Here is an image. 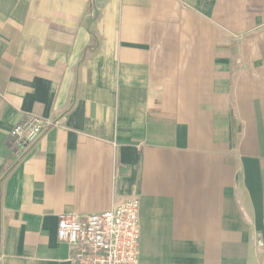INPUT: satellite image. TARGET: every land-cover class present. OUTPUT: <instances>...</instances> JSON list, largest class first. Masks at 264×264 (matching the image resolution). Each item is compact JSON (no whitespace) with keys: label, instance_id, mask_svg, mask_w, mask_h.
<instances>
[{"label":"crops","instance_id":"obj_1","mask_svg":"<svg viewBox=\"0 0 264 264\" xmlns=\"http://www.w3.org/2000/svg\"><path fill=\"white\" fill-rule=\"evenodd\" d=\"M97 5L0 0V264H71L59 217L132 196L138 264H263L264 0Z\"/></svg>","mask_w":264,"mask_h":264},{"label":"built area","instance_id":"obj_2","mask_svg":"<svg viewBox=\"0 0 264 264\" xmlns=\"http://www.w3.org/2000/svg\"><path fill=\"white\" fill-rule=\"evenodd\" d=\"M87 17L99 12L97 0H88ZM57 121L27 115L10 131L11 153L16 160ZM140 206L138 196L128 197L110 209L84 217L61 215L57 235L70 245L71 264H138L140 260ZM264 264V262H263Z\"/></svg>","mask_w":264,"mask_h":264}]
</instances>
